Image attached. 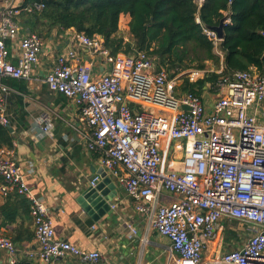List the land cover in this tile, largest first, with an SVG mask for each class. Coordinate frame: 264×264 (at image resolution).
Wrapping results in <instances>:
<instances>
[{"label":"built area","instance_id":"2783aa9c","mask_svg":"<svg viewBox=\"0 0 264 264\" xmlns=\"http://www.w3.org/2000/svg\"><path fill=\"white\" fill-rule=\"evenodd\" d=\"M2 1L0 124L8 127L13 90L6 80H31L45 48L42 36L22 33L18 17L40 12L45 4ZM194 2L200 10L206 0ZM197 22L201 24L199 15ZM230 23L229 17L225 25ZM204 34L213 39L218 55L222 40L208 27ZM74 39L76 47L57 57L43 82L78 107L88 150L101 154L105 171L118 179L152 228L170 241L173 264H264V76L253 67L223 75L222 65L216 71L181 70L170 78L145 52L114 54L98 34L76 32ZM7 41H19L16 64ZM78 48L91 60L83 62ZM98 61L109 70H94ZM211 72L221 75L213 103L182 91L185 78L197 83ZM42 123L43 132L50 134L52 124L47 118ZM179 150L181 158L175 156ZM100 180L96 175L91 186ZM0 194L24 196L31 203L37 250L28 251L30 257L51 263L72 255L87 264L101 263L99 250L56 238L48 206L31 192L16 160L15 143L0 149ZM166 196L173 199L168 202ZM223 220L240 223L247 237L240 249L212 257L208 248ZM0 249L11 256L17 252L3 233Z\"/></svg>","mask_w":264,"mask_h":264},{"label":"crops","instance_id":"0c3cea01","mask_svg":"<svg viewBox=\"0 0 264 264\" xmlns=\"http://www.w3.org/2000/svg\"><path fill=\"white\" fill-rule=\"evenodd\" d=\"M23 1L17 0V3ZM4 7V2L0 0V17ZM223 14L224 17L229 15L227 12ZM18 19L22 33L33 31L32 17L23 14ZM130 22V15L121 16L119 36L123 34L122 31L129 34ZM75 33V30L64 33L52 31L51 36L44 39V52L40 64L33 70L32 79L6 80L13 90L8 114L14 131L16 160L23 169L31 192L48 206L57 239L67 240L85 250H99L102 255L99 264H173L170 241L152 228L149 219L136 210L135 202L129 198L118 179L105 171L101 154L88 150L78 107L64 95L49 91L43 82L57 57L76 47ZM7 45L12 55L10 60L16 64L21 55L19 41H7ZM78 50L83 62L91 60L86 50ZM218 51L220 65L208 61L207 68L210 70H219L223 65L224 52L220 48ZM94 70L101 74L108 71L109 66L98 61ZM208 94L209 91H206L203 97ZM46 118L52 124L50 134L42 130V120ZM175 156L181 158L183 151L179 150ZM104 174L113 180L116 187L112 190L106 186L109 190L107 197L111 199L113 196L111 210L107 213L95 211L98 220L94 221L79 200L85 191L92 188L91 180L100 175L98 186ZM25 199L18 195L5 197L0 194V233L10 237L17 248L14 256L0 249V264H13V259L15 264H87L72 255L51 263L29 256L28 251L37 250V244L34 219L27 212L30 201ZM165 199L170 202L173 197L166 196ZM5 212H15L16 217L7 219ZM233 223L223 220L219 224L218 237L208 248L212 257L243 246L246 236L243 240H235L230 232ZM93 226H97V229L93 230ZM129 226L137 229L136 236L131 234Z\"/></svg>","mask_w":264,"mask_h":264},{"label":"trees","instance_id":"16d2710c","mask_svg":"<svg viewBox=\"0 0 264 264\" xmlns=\"http://www.w3.org/2000/svg\"><path fill=\"white\" fill-rule=\"evenodd\" d=\"M26 4L43 3L45 8L32 17L33 31L44 38L56 30H75L89 37L98 34L114 54L145 52L158 70L166 69L170 78L181 70L207 69V62L220 65L213 39L204 34V27L224 25L219 48L224 52L223 75L255 68L264 76V0H206L199 10L194 0H25ZM122 15H130V40L118 35ZM199 15L201 24L197 22ZM221 75L211 72L197 83L184 79L183 92L203 96L211 85L217 93ZM14 136L0 124V149L14 147ZM19 198L25 199L24 196ZM27 202L28 199H25ZM12 212V211H11ZM27 212L31 214V203ZM13 219L14 213H6Z\"/></svg>","mask_w":264,"mask_h":264},{"label":"water","instance_id":"95a60500","mask_svg":"<svg viewBox=\"0 0 264 264\" xmlns=\"http://www.w3.org/2000/svg\"><path fill=\"white\" fill-rule=\"evenodd\" d=\"M230 16H226L221 20V23L218 27H208L211 31H214L217 33L218 38L223 40L224 37V25L227 19ZM11 133H13V129L10 126L7 127ZM106 186H110V189H115V183L113 180L108 177L107 175H103V181L96 187L89 188V190L85 191L79 202L82 206V208L90 215L92 216L94 221L98 220V216H95L94 213L99 212L100 210L109 212L111 210L112 205V199L113 196H111V199L107 197L108 191L106 189ZM102 213V212H100Z\"/></svg>","mask_w":264,"mask_h":264},{"label":"rangeland","instance_id":"374dc122","mask_svg":"<svg viewBox=\"0 0 264 264\" xmlns=\"http://www.w3.org/2000/svg\"><path fill=\"white\" fill-rule=\"evenodd\" d=\"M122 27H123V23H122ZM121 33H123L121 36L123 38L125 37H128L129 40H130V34H128L127 32L124 34V32L122 31ZM44 38V37H43ZM46 40V38H44ZM123 53V52H122ZM125 54V53H124ZM190 69H193V67L191 68H188L187 70H184V71H188ZM169 75V73H168ZM206 98V101H211V100H215L218 98V95L217 93L215 92H212V91H209V94L205 97ZM230 232L232 234V237L237 240V241H240V240H243L244 237L246 236L247 237V232H246V229L245 227H243L240 223L238 222H234L232 227L230 228Z\"/></svg>","mask_w":264,"mask_h":264}]
</instances>
